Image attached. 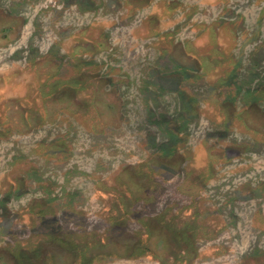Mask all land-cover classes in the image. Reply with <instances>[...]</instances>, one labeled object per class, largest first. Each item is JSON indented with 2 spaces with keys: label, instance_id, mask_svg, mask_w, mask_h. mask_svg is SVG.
<instances>
[{
  "label": "rangeland",
  "instance_id": "374dc122",
  "mask_svg": "<svg viewBox=\"0 0 264 264\" xmlns=\"http://www.w3.org/2000/svg\"><path fill=\"white\" fill-rule=\"evenodd\" d=\"M0 264H264V0H0Z\"/></svg>",
  "mask_w": 264,
  "mask_h": 264
}]
</instances>
